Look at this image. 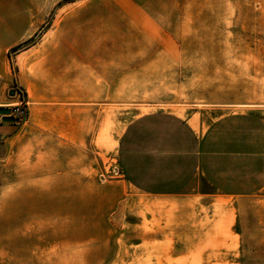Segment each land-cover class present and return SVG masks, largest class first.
<instances>
[{
	"label": "rangeland",
	"instance_id": "374dc122",
	"mask_svg": "<svg viewBox=\"0 0 264 264\" xmlns=\"http://www.w3.org/2000/svg\"><path fill=\"white\" fill-rule=\"evenodd\" d=\"M78 1L0 0V47L19 41L7 52L12 73L14 55L27 47L38 54L56 43L60 49L66 42L93 46L91 39H75L68 23L59 29V17L68 15L63 6ZM141 1L156 14L150 38L135 41L144 55L111 57L126 75V86L112 88V98L128 103L111 105L112 135L99 136L96 145L116 150L120 164L143 160L176 168L191 161L184 152L194 151L193 139L208 174L214 166L227 170L223 178L212 175L217 187L223 180L222 193L232 199L202 216L173 201L150 202L145 211L158 210L154 230L131 215L111 218V232L98 225L77 231L62 215L66 230L40 233L41 248L39 233L7 231L6 224L23 218L8 215L4 201L0 264H8L9 251L20 257L25 240L30 246L33 239L35 257L27 264H264V0ZM57 27L63 38L55 41L46 33ZM134 67L136 73L129 71ZM135 81L142 86H129ZM176 119L204 128L191 137L181 130L173 134Z\"/></svg>",
	"mask_w": 264,
	"mask_h": 264
},
{
	"label": "crops",
	"instance_id": "0c3cea01",
	"mask_svg": "<svg viewBox=\"0 0 264 264\" xmlns=\"http://www.w3.org/2000/svg\"><path fill=\"white\" fill-rule=\"evenodd\" d=\"M61 11L68 15H58L60 28L46 35L55 41L62 39L59 29L68 23L73 26L71 35L75 39H91L92 47L66 42L67 46L60 49L56 43L55 48L42 49L38 54L36 48L27 47L14 55L15 73L7 52L19 41L13 42L12 38V42L0 47V204L6 202L8 215L23 218L6 224L7 231L39 233L40 246V233L66 230L59 220L62 215L70 216L68 224L72 230L94 231L98 225V230L111 232V218L120 221L131 215L142 225L150 222L151 229H156L158 210L145 211L154 201H173V205L188 208L189 215L197 212L202 216L212 207L222 209L224 200L232 196L222 193L223 180L217 187L212 173L223 178L227 170L214 166L208 174L195 140L189 138L194 151L184 152L189 153L187 159L191 161L176 168L171 164L157 167L143 160L132 165L123 161L120 164L116 150L109 152V148L96 145L99 136L112 135L111 105L128 103L112 98V88L126 86V75L121 73L119 64L112 63L111 57L144 55L135 41L150 38L156 14L149 3L80 0L66 4ZM124 41L128 42L126 46L121 43ZM129 71L137 72L135 67ZM129 86L142 84L135 81ZM14 88L22 90L24 96ZM21 100L25 104V118L17 121L10 107ZM3 117H12L14 121L4 122ZM174 123L179 128L174 127L172 133L186 131L188 137L195 132L200 135L204 128L203 124L190 127L185 120L176 119ZM115 169L120 174H114L110 180L102 179L110 177ZM91 242L94 245V240ZM25 243L26 240L20 257L8 252V264L34 260L35 239L30 246Z\"/></svg>",
	"mask_w": 264,
	"mask_h": 264
},
{
	"label": "built area",
	"instance_id": "2783aa9c",
	"mask_svg": "<svg viewBox=\"0 0 264 264\" xmlns=\"http://www.w3.org/2000/svg\"><path fill=\"white\" fill-rule=\"evenodd\" d=\"M10 109H11V113H12V115L13 116H15L16 117V119L15 120H17V121H23L24 120V118H25V104H24V102L21 100V102L20 103H18V104H16V105H13L12 107H10ZM0 120H1V117H0ZM113 173V175L114 174H120V171H118V170H115L114 172H112ZM106 177H102V179H105Z\"/></svg>",
	"mask_w": 264,
	"mask_h": 264
},
{
	"label": "water",
	"instance_id": "95a60500",
	"mask_svg": "<svg viewBox=\"0 0 264 264\" xmlns=\"http://www.w3.org/2000/svg\"><path fill=\"white\" fill-rule=\"evenodd\" d=\"M10 94L12 95L13 94V91H11ZM2 121H4V122H13L14 119L12 117H3L2 118Z\"/></svg>",
	"mask_w": 264,
	"mask_h": 264
},
{
	"label": "trees",
	"instance_id": "16d2710c",
	"mask_svg": "<svg viewBox=\"0 0 264 264\" xmlns=\"http://www.w3.org/2000/svg\"><path fill=\"white\" fill-rule=\"evenodd\" d=\"M20 94H21V96L23 97L24 96V92L22 91V90H20Z\"/></svg>",
	"mask_w": 264,
	"mask_h": 264
}]
</instances>
